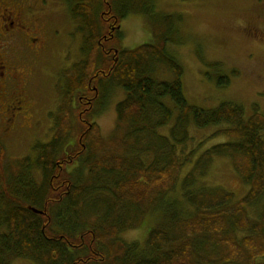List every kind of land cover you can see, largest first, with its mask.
<instances>
[{"label": "trees", "instance_id": "obj_1", "mask_svg": "<svg viewBox=\"0 0 264 264\" xmlns=\"http://www.w3.org/2000/svg\"><path fill=\"white\" fill-rule=\"evenodd\" d=\"M149 1H134L132 10L149 12ZM114 10L112 0H71L87 57L67 72L61 103L49 113L54 133L22 158L0 150V264H264V208L260 219L248 210L264 197V114L256 103L248 111L232 101H188L184 67L167 51L180 15L153 22L156 42L126 48V13ZM160 65L174 78H158ZM230 82L220 74L219 86ZM111 86L125 96L106 139L94 118ZM207 128L193 145V130ZM220 136L227 139L208 145ZM220 157L249 186L245 196L206 183ZM159 207L163 219L144 242L120 238Z\"/></svg>", "mask_w": 264, "mask_h": 264}, {"label": "rangeland", "instance_id": "obj_2", "mask_svg": "<svg viewBox=\"0 0 264 264\" xmlns=\"http://www.w3.org/2000/svg\"><path fill=\"white\" fill-rule=\"evenodd\" d=\"M112 1L116 13H126L120 22L122 45L126 48L156 42L153 22L156 23L161 15L181 16L175 21L167 51L184 67L183 87L190 103L214 107L222 101H232L244 105L248 111L256 103L264 114V0H150L149 12L132 10L136 0ZM103 9L100 6L99 11H95V20H99ZM69 11L42 19L43 26L60 31L56 32L59 34L57 37L54 32L48 37L42 36L43 42L48 39L47 47L41 50L34 62V75L29 87L34 99L33 116L24 126L10 131L12 134L5 136V144L0 145V150L4 149L9 160L34 154L33 146L37 142L51 139L54 123L49 113L61 103L68 80L67 72L73 73V65L87 57L82 51L83 34L77 29L78 21ZM42 33H46L45 30ZM208 62L219 65L214 67ZM220 74L230 76L228 86H219ZM156 76L173 79L174 73L160 65ZM124 96L125 92L120 87H104L105 108L99 110L94 120L99 123L106 139L115 131L116 103ZM211 129L193 130V145ZM226 139V136H220L208 145ZM206 179L208 184L234 192L237 198L245 196L249 189L228 157L215 158ZM163 207L148 210L141 225L124 230L120 238L126 242H144L150 230L161 223ZM263 208L264 197L248 208L249 214L254 219H260ZM241 236L242 233H239L238 237ZM219 254L216 252L217 256ZM10 263L36 264L27 258H14Z\"/></svg>", "mask_w": 264, "mask_h": 264}, {"label": "flooded vegetation", "instance_id": "obj_3", "mask_svg": "<svg viewBox=\"0 0 264 264\" xmlns=\"http://www.w3.org/2000/svg\"><path fill=\"white\" fill-rule=\"evenodd\" d=\"M62 11L71 13V0H0V145L33 116L29 87L34 62L47 47L42 36L60 31L43 26L42 19Z\"/></svg>", "mask_w": 264, "mask_h": 264}]
</instances>
